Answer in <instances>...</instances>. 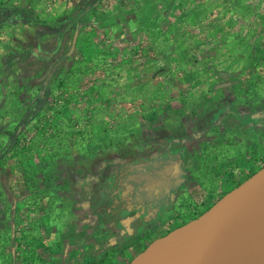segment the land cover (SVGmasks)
Masks as SVG:
<instances>
[{"label":"rangeland","instance_id":"374dc122","mask_svg":"<svg viewBox=\"0 0 264 264\" xmlns=\"http://www.w3.org/2000/svg\"><path fill=\"white\" fill-rule=\"evenodd\" d=\"M262 167L264 0H0V264H132Z\"/></svg>","mask_w":264,"mask_h":264},{"label":"bare ground","instance_id":"6f19581e","mask_svg":"<svg viewBox=\"0 0 264 264\" xmlns=\"http://www.w3.org/2000/svg\"><path fill=\"white\" fill-rule=\"evenodd\" d=\"M203 214L179 230L156 240L133 264H181L198 234L206 229ZM264 260V192L249 198L233 245L218 264H261Z\"/></svg>","mask_w":264,"mask_h":264},{"label":"water","instance_id":"95a60500","mask_svg":"<svg viewBox=\"0 0 264 264\" xmlns=\"http://www.w3.org/2000/svg\"><path fill=\"white\" fill-rule=\"evenodd\" d=\"M263 192L264 167L227 192L205 213L206 229L198 234L185 252L181 264H218L233 245L243 221L246 202L249 198L258 200Z\"/></svg>","mask_w":264,"mask_h":264},{"label":"trees","instance_id":"16d2710c","mask_svg":"<svg viewBox=\"0 0 264 264\" xmlns=\"http://www.w3.org/2000/svg\"><path fill=\"white\" fill-rule=\"evenodd\" d=\"M77 18V14L75 13V14H73V15H70V16H68L67 17V21H69V22H72V21H74L75 19ZM37 23H40L41 25H48V24H46V23H44V22H41V21H37ZM51 27H54L55 26V24H49ZM63 112V111H62ZM61 112V113H62ZM64 112H66V110L64 109ZM154 120L155 119H153V122H154ZM234 189V188H233ZM232 190V189H231ZM230 190V191H231ZM229 192V191H228ZM203 215V213H201L200 215H198V217H200V216H202ZM197 217V218H198Z\"/></svg>","mask_w":264,"mask_h":264}]
</instances>
